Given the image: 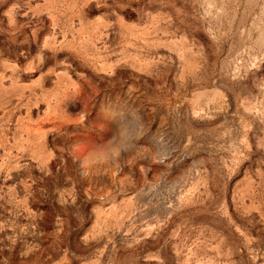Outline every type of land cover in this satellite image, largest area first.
<instances>
[{
  "label": "rangeland",
  "instance_id": "1",
  "mask_svg": "<svg viewBox=\"0 0 264 264\" xmlns=\"http://www.w3.org/2000/svg\"><path fill=\"white\" fill-rule=\"evenodd\" d=\"M0 264H264V0H0Z\"/></svg>",
  "mask_w": 264,
  "mask_h": 264
}]
</instances>
